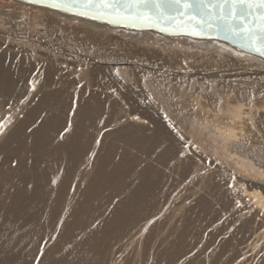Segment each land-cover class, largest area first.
Returning <instances> with one entry per match:
<instances>
[{
  "label": "bare ground",
  "instance_id": "obj_1",
  "mask_svg": "<svg viewBox=\"0 0 264 264\" xmlns=\"http://www.w3.org/2000/svg\"><path fill=\"white\" fill-rule=\"evenodd\" d=\"M9 1L43 12L46 30L10 23L0 31V264H264L256 112L235 107L209 120L194 101L215 68L230 72L217 78L223 91L246 99L230 79L262 87L264 72L254 68L264 61L211 40L113 29ZM68 35L83 46L77 62L54 47ZM138 39L202 45L228 63L186 72L164 95L146 85L160 59L122 52Z\"/></svg>",
  "mask_w": 264,
  "mask_h": 264
},
{
  "label": "rangeland",
  "instance_id": "obj_2",
  "mask_svg": "<svg viewBox=\"0 0 264 264\" xmlns=\"http://www.w3.org/2000/svg\"><path fill=\"white\" fill-rule=\"evenodd\" d=\"M44 18L45 14H43V12L37 11L35 13H32L24 7L18 8L9 0H0V31L2 29V26L9 27L10 23L15 25L18 24L20 26H23V24H30L32 25V28L44 31L46 29L42 27V25H39L40 23H44L42 22ZM20 36L22 37L23 35ZM144 36L147 40L153 39L152 36ZM71 39L72 38L70 37V35H68L63 39L64 45H58L54 47L62 53L68 52L71 56V58L68 57V60L70 62H77L79 58H83L81 57L82 55H84V52L82 51L83 46L81 45V47H79V45H76V43ZM162 40L168 43L169 47L164 48L156 47L155 45L151 46L149 42L144 43L138 39L137 44H135V48L129 50L126 49V51H124V49L122 50L123 53L127 54L128 56H132L133 53L138 51H140L142 54H145V52L143 51L145 49L148 51V56L153 55L154 58L160 59L161 66H150L152 69H156V72L152 69L146 70L147 73L150 74L146 77V85L149 87H153L157 90V92H160L161 94L165 95V93H167L166 91H172L175 90L178 86H182L180 84V78H182L186 72H206L209 69H214L219 62V64L228 63L227 60L217 58L216 55L211 54L210 49L205 47L203 48L202 45L195 44L193 48L190 45L191 43L185 45L182 42H178L175 40ZM118 42L122 43L123 40H120ZM172 44L175 45L171 47ZM28 45H30V43L26 44L25 48L30 49L31 47ZM40 51L43 52L44 50L41 48ZM91 51H93V49H91L90 52ZM135 67L141 68L138 65H135ZM251 70L246 69L242 73L253 72V68ZM254 70H257V72H264V68H254ZM15 72H17V70H12V73ZM212 75L213 76L211 78L214 79L210 81L207 80L201 88V90L203 91V93H201V98L199 97L198 99H194V101H200L203 103L202 107L200 108V113L202 115H205L209 120H212L216 116H227L235 107H242L245 112H247L246 110H253L256 113L254 117H252L249 121L250 126H252V130L255 133H258L260 130L264 131V85L261 87V85L255 83L254 81H251L250 79H247V77H244L243 80L241 77L237 79L231 78L230 80L238 82L239 89L247 90V98L244 100H238L234 95L225 93L223 91V87L217 81V78L224 77L225 75L229 76L230 72L227 73L215 68L214 74ZM156 76L161 77V79L156 78ZM16 81L18 85L24 83L22 82L23 79L21 74L17 76ZM252 83H254L253 86L250 85ZM165 85L167 86L166 90L164 89ZM255 87L258 88V93L254 92ZM202 94L212 97V100H209V103L206 102ZM164 95H161L162 98H166V96ZM1 99L2 98L0 97V100ZM15 107L16 104L13 101L12 103L7 104L3 108V111L8 114L7 111H10ZM255 124L259 126V130L253 127ZM250 180L252 182H257L258 185L261 184L259 183V179L257 180L256 178H251ZM52 224L53 221L46 220L45 224L43 225L41 249L45 254L49 252L50 248L49 240Z\"/></svg>",
  "mask_w": 264,
  "mask_h": 264
},
{
  "label": "snow or ice",
  "instance_id": "obj_3",
  "mask_svg": "<svg viewBox=\"0 0 264 264\" xmlns=\"http://www.w3.org/2000/svg\"><path fill=\"white\" fill-rule=\"evenodd\" d=\"M29 3L59 11L71 12L73 8H108L112 9L118 20H158L175 19L176 15L196 19L200 28L212 27L210 8L220 9L215 16L216 28L219 31L231 32L233 35L243 34L249 46L264 55V0H28ZM147 9L148 12L143 11ZM149 12L151 15H149ZM87 15V12H79ZM174 14V15H173ZM258 18L260 27L253 29L248 18ZM195 32L194 29V33Z\"/></svg>",
  "mask_w": 264,
  "mask_h": 264
},
{
  "label": "water",
  "instance_id": "obj_4",
  "mask_svg": "<svg viewBox=\"0 0 264 264\" xmlns=\"http://www.w3.org/2000/svg\"><path fill=\"white\" fill-rule=\"evenodd\" d=\"M17 3L40 8L47 9L49 11L56 12L58 14L77 18L81 20H85L87 22H93L99 25L108 26L113 29H123L126 31H137V32H150L159 34L164 37L170 38H188L192 40H202V41H214L221 43L228 47L229 49L237 52L243 53L247 55L254 56L264 61V55H261L259 52L254 51L250 46L248 40H246L243 34L237 36L233 35L231 32L219 31L216 28L217 21L215 20V16L220 14V9L218 8H210L208 11L213 14L211 18L212 27H205L203 29L200 28L198 24L199 17L196 19H189L188 16H180L176 15L175 19H165L163 21L158 20H118L117 16L113 13L112 9L108 8H92L84 9V8H73L71 12L59 11L56 9H52L49 7L42 6L41 4L29 3L28 0H13ZM99 2V0H96ZM87 12V15H80L79 12ZM143 11L148 12L147 9ZM149 15L151 13L149 12ZM174 15V14H173ZM253 17L248 18V24L253 29H259L260 23L258 18ZM195 32L197 34H193Z\"/></svg>",
  "mask_w": 264,
  "mask_h": 264
}]
</instances>
